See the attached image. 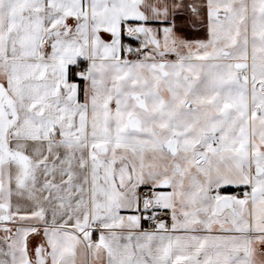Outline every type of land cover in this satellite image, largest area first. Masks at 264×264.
I'll use <instances>...</instances> for the list:
<instances>
[{
    "label": "snow or ice",
    "instance_id": "obj_1",
    "mask_svg": "<svg viewBox=\"0 0 264 264\" xmlns=\"http://www.w3.org/2000/svg\"><path fill=\"white\" fill-rule=\"evenodd\" d=\"M0 264H264V0H0Z\"/></svg>",
    "mask_w": 264,
    "mask_h": 264
}]
</instances>
